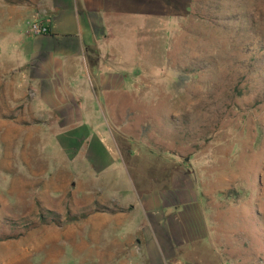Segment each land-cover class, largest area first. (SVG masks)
<instances>
[{
	"label": "rangeland",
	"instance_id": "1",
	"mask_svg": "<svg viewBox=\"0 0 264 264\" xmlns=\"http://www.w3.org/2000/svg\"><path fill=\"white\" fill-rule=\"evenodd\" d=\"M7 21L0 264H148L154 217L162 264H264V0L122 6L44 78Z\"/></svg>",
	"mask_w": 264,
	"mask_h": 264
},
{
	"label": "crops",
	"instance_id": "2",
	"mask_svg": "<svg viewBox=\"0 0 264 264\" xmlns=\"http://www.w3.org/2000/svg\"><path fill=\"white\" fill-rule=\"evenodd\" d=\"M155 0H0V19L8 18L5 24H10L12 18L24 21H38L48 27V32L41 35L27 34L26 54L32 61L31 68L35 70L36 77L44 78L47 71L57 69L59 59L57 54L67 57V54L75 48H95L91 38L96 33L97 26H103L105 16L121 12V7L154 6ZM124 9L123 12H126ZM133 12V11H132ZM134 13V12H133ZM137 13V11L135 12ZM142 14V12H140ZM94 50V49H91ZM40 60L34 61L36 55ZM59 60V61H58ZM45 83H40V86ZM31 95H35L32 91ZM41 100L51 93H46L44 86L37 92ZM146 211V209H145ZM149 214V213H148ZM154 217V216H153ZM156 225V226H155ZM160 223H155L158 227L152 232L155 239V250L150 251L153 246L151 240L144 236L137 238L145 246L143 252L148 260V264L155 260V264H162V258H170L171 235L160 229ZM171 228L168 227L167 230ZM171 231V230H170ZM146 240L149 242H146ZM151 252V253H150ZM152 254V255H151ZM149 255V258H148Z\"/></svg>",
	"mask_w": 264,
	"mask_h": 264
},
{
	"label": "built area",
	"instance_id": "3",
	"mask_svg": "<svg viewBox=\"0 0 264 264\" xmlns=\"http://www.w3.org/2000/svg\"><path fill=\"white\" fill-rule=\"evenodd\" d=\"M26 32L31 35H41L48 32V27L38 21H26Z\"/></svg>",
	"mask_w": 264,
	"mask_h": 264
}]
</instances>
